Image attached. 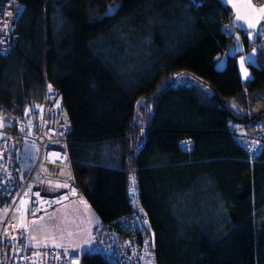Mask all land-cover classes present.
Masks as SVG:
<instances>
[{
	"label": "trees",
	"instance_id": "1",
	"mask_svg": "<svg viewBox=\"0 0 264 264\" xmlns=\"http://www.w3.org/2000/svg\"><path fill=\"white\" fill-rule=\"evenodd\" d=\"M16 1L0 107L39 109L45 80L61 91L73 178L97 219L131 211L134 174L156 264H264V147L251 159L233 138L264 119L260 37L220 0ZM252 48L242 82L237 59Z\"/></svg>",
	"mask_w": 264,
	"mask_h": 264
},
{
	"label": "built area",
	"instance_id": "2",
	"mask_svg": "<svg viewBox=\"0 0 264 264\" xmlns=\"http://www.w3.org/2000/svg\"><path fill=\"white\" fill-rule=\"evenodd\" d=\"M21 9L16 0H0L2 55H8L19 41L14 29ZM224 29L233 32L232 25ZM263 33L264 24L259 26L257 36ZM253 130L250 134L237 131L233 136L251 159L264 147V120ZM71 131L72 122L62 93L47 80L39 109L27 107L20 111L17 105L10 109L0 107V213H5L0 218V264H85L84 257L94 255L110 264H156L154 235L139 204L140 189L134 174L127 179L131 211L111 224L98 220L91 229L87 249L74 252L27 244L26 231L22 230L25 201L29 226L55 207L82 198L68 155ZM24 142L33 143L37 151L26 174L19 167ZM189 144L184 142L182 146L186 148Z\"/></svg>",
	"mask_w": 264,
	"mask_h": 264
},
{
	"label": "rangeland",
	"instance_id": "3",
	"mask_svg": "<svg viewBox=\"0 0 264 264\" xmlns=\"http://www.w3.org/2000/svg\"><path fill=\"white\" fill-rule=\"evenodd\" d=\"M264 23L259 26L262 27ZM260 31L259 33H261ZM250 40L254 33H250ZM260 43H264V33L260 36ZM244 45L237 40L230 55L242 52ZM256 49L242 54L237 59L238 71L242 82L248 81L252 74L248 64L255 65ZM225 65V57L217 62L216 69L222 70ZM180 82H195L197 80L187 79L185 76L179 78ZM264 120V119H263ZM254 130L251 132L253 133ZM242 134H248L241 132ZM250 134V133H249ZM37 155L36 147L31 142H24L21 148L19 167L26 174L33 164ZM5 213H0L3 219ZM15 217V216H14ZM98 221L91 207L83 198H79L48 211L42 218L31 223L26 232V242L34 248H59L74 252L87 249L91 240V229Z\"/></svg>",
	"mask_w": 264,
	"mask_h": 264
},
{
	"label": "water",
	"instance_id": "4",
	"mask_svg": "<svg viewBox=\"0 0 264 264\" xmlns=\"http://www.w3.org/2000/svg\"><path fill=\"white\" fill-rule=\"evenodd\" d=\"M227 6L234 16L233 26L241 31L252 32L257 37L259 25L264 23V0L260 6L255 4L257 0H220ZM22 214V230L28 228L27 201L24 202Z\"/></svg>",
	"mask_w": 264,
	"mask_h": 264
},
{
	"label": "flooded vegetation",
	"instance_id": "5",
	"mask_svg": "<svg viewBox=\"0 0 264 264\" xmlns=\"http://www.w3.org/2000/svg\"><path fill=\"white\" fill-rule=\"evenodd\" d=\"M255 4L257 5V6H260L261 4H262V2H260V1H255Z\"/></svg>",
	"mask_w": 264,
	"mask_h": 264
}]
</instances>
